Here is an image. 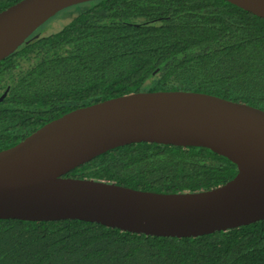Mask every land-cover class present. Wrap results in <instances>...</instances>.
Wrapping results in <instances>:
<instances>
[{"label": "trees", "instance_id": "16d2710c", "mask_svg": "<svg viewBox=\"0 0 264 264\" xmlns=\"http://www.w3.org/2000/svg\"><path fill=\"white\" fill-rule=\"evenodd\" d=\"M20 0H0V11ZM185 90L264 109V18L227 0H93L59 12L0 60V150L76 108ZM237 165L203 146L138 142L65 176L162 193L200 191ZM0 264H264V219L197 237L80 219L0 218Z\"/></svg>", "mask_w": 264, "mask_h": 264}, {"label": "water", "instance_id": "95a60500", "mask_svg": "<svg viewBox=\"0 0 264 264\" xmlns=\"http://www.w3.org/2000/svg\"><path fill=\"white\" fill-rule=\"evenodd\" d=\"M20 0L0 11V60L68 7ZM264 18V0H227ZM203 146L237 165L224 184L162 193L65 176L117 146ZM0 218L80 219L152 236L197 237L264 219V109L197 91H139L71 110L0 150Z\"/></svg>", "mask_w": 264, "mask_h": 264}, {"label": "rangeland", "instance_id": "374dc122", "mask_svg": "<svg viewBox=\"0 0 264 264\" xmlns=\"http://www.w3.org/2000/svg\"><path fill=\"white\" fill-rule=\"evenodd\" d=\"M66 9H67V8H66ZM66 9H63V10H66ZM63 10H62V11H63ZM60 12H61V11H60ZM58 13H59V12H58ZM58 13H57V14H58ZM57 14H56V15H57ZM56 15H55V16H56ZM53 17H54V16H53ZM51 18H52V17H51ZM51 18H50V19H51Z\"/></svg>", "mask_w": 264, "mask_h": 264}]
</instances>
